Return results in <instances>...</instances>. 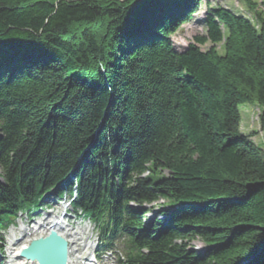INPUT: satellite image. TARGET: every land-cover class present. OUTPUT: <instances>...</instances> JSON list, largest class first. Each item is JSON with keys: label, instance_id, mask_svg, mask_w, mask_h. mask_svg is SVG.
I'll list each match as a JSON object with an SVG mask.
<instances>
[{"label": "trees", "instance_id": "obj_1", "mask_svg": "<svg viewBox=\"0 0 264 264\" xmlns=\"http://www.w3.org/2000/svg\"><path fill=\"white\" fill-rule=\"evenodd\" d=\"M199 3L0 0V240L68 191L121 264H264V17L211 9L178 51Z\"/></svg>", "mask_w": 264, "mask_h": 264}, {"label": "rangeland", "instance_id": "obj_2", "mask_svg": "<svg viewBox=\"0 0 264 264\" xmlns=\"http://www.w3.org/2000/svg\"><path fill=\"white\" fill-rule=\"evenodd\" d=\"M199 4L200 5L198 11L194 14L193 18L187 23H184L181 28L174 35L171 36L175 48L178 51H184L188 48L190 44L195 43V36L206 34V29L204 27L203 21L207 17V14L210 12L211 9H215L217 7L226 8L235 15L245 17L256 28L259 27L257 15L259 13H262L264 17L263 0H200ZM199 46L203 51H206L211 47V43L208 42ZM217 48L220 50V52H224L220 49V45H218ZM240 111L242 116L240 125L241 132L243 134L251 136L250 138L254 145L264 151V130L261 129L259 121V116L263 112V108L258 104L246 103L240 105ZM60 201L61 199H57L55 195L48 197L47 203L50 204V207H53V209L48 208L45 211L50 212L51 216L53 217L56 214V208H58L57 206H60V204H58V202ZM162 201L163 200H160V202ZM47 203L42 204L41 206H33L30 209L31 214L48 207L49 205ZM158 204L159 203H155L153 205L147 206L152 207L154 211L146 215V220L153 218L163 219L159 211V208L161 206H157ZM46 212H40L41 217H44L47 214ZM69 214L70 222L68 223V225L66 224L67 227L74 228V230L77 229L79 234L83 233V235L88 238L91 235L92 230L95 229L94 224L87 219H83L79 216V214L75 213L74 211H70ZM22 220L24 222L27 221L24 215L19 218L18 221H16L15 226L11 227L5 234L4 243L5 246H7L6 257H9V260L11 259L10 255H12L11 250L16 248L19 249V247L22 245L18 242L22 236V233L20 232ZM80 228L84 232H79ZM15 243L16 245L14 247H11V244ZM10 247L12 249H9ZM117 247L118 248L116 249L118 251L122 249L121 245H118ZM193 248L199 252H202L205 249V245L201 241L196 240L193 244ZM120 253L122 254L121 251Z\"/></svg>", "mask_w": 264, "mask_h": 264}, {"label": "water", "instance_id": "obj_3", "mask_svg": "<svg viewBox=\"0 0 264 264\" xmlns=\"http://www.w3.org/2000/svg\"><path fill=\"white\" fill-rule=\"evenodd\" d=\"M21 255L36 264H67L68 244L65 238L51 231L49 235L33 240L22 250ZM256 258L253 256L246 264Z\"/></svg>", "mask_w": 264, "mask_h": 264}, {"label": "bare ground", "instance_id": "obj_4", "mask_svg": "<svg viewBox=\"0 0 264 264\" xmlns=\"http://www.w3.org/2000/svg\"><path fill=\"white\" fill-rule=\"evenodd\" d=\"M49 222L46 224V225H48V226H51L52 224H53V229L54 230H56V231H58L60 234H62L63 236H65L66 238H68V236H66L65 235V233H64V231H65V229L64 228H61V225L60 224H57L56 223V220H48ZM46 234V233H45ZM38 236H36L35 237V235H33L32 236V238H29L27 241H26V243H24L21 247H20V249L17 251V254L21 251V249L27 244V243H29L31 240H33L34 238H37ZM75 246V245H74ZM73 245H70L69 246V250H70V253H69V258L71 259V250L73 249V247H74ZM17 261H18V264H20V262H21V264H23V262L25 261V258L24 259H17ZM30 263V262H29ZM70 263H73V261H71L70 260Z\"/></svg>", "mask_w": 264, "mask_h": 264}]
</instances>
